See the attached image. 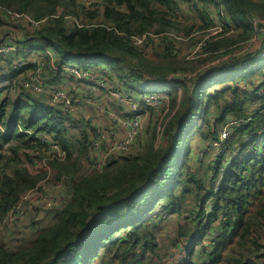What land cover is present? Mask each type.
Listing matches in <instances>:
<instances>
[{"label": "trees", "instance_id": "16d2710c", "mask_svg": "<svg viewBox=\"0 0 264 264\" xmlns=\"http://www.w3.org/2000/svg\"><path fill=\"white\" fill-rule=\"evenodd\" d=\"M203 1L204 8L193 0H104L91 8L78 0H0V30L9 24L8 11L46 19L35 39L54 50L56 64L102 66L137 92L161 87L151 85L154 79L198 72L162 85L171 99L164 144L156 146L153 122L134 145L138 152L112 154L103 171L90 169L92 120L75 119L53 105L49 93L26 89L34 63L0 76V219L47 177V171L29 168L33 159L46 157L45 144L30 131L50 135L67 152L65 160L47 159L62 183L63 202L49 209L54 220L33 221L31 234L16 224L23 236L10 245L0 233V264H220L228 247L247 249L238 262L252 261L261 250L264 244L254 235L264 220V154L258 152L264 149V51L224 58L263 35L252 18L264 19V0H221L236 31L210 38L200 56L188 60L177 44L197 43L212 25L207 6L213 1ZM185 3L201 21L178 18ZM145 33L159 39L155 58L148 49L155 38L146 46L131 39ZM260 74L252 88L248 78ZM241 80H247L244 88ZM232 119L247 122L234 126L215 159L195 155L192 162V139L208 146L220 142ZM172 221L175 233L164 248L158 234ZM179 241L181 256L172 263L169 247Z\"/></svg>", "mask_w": 264, "mask_h": 264}, {"label": "built area", "instance_id": "2783aa9c", "mask_svg": "<svg viewBox=\"0 0 264 264\" xmlns=\"http://www.w3.org/2000/svg\"><path fill=\"white\" fill-rule=\"evenodd\" d=\"M84 5L95 8L103 5L104 0H78ZM200 8L205 7L203 0H193ZM213 2L207 6L209 18L212 22L211 27L207 30V34L203 35L199 41L191 45L190 50L183 56L188 59H196L206 46L208 40L214 36L216 40L219 36L224 34L234 33L236 29L230 24L226 6L221 0H212ZM186 4V3H185ZM184 4V5H185ZM6 18L12 23H26L29 27L37 30L35 34L40 31L46 24L45 20L36 21L26 13L17 11H8ZM68 19L75 21L82 26L81 22L76 17L67 16ZM253 24L259 32L251 39L242 49L235 53L226 56L224 59L232 58L237 55V52L249 49H262L264 51V19L260 17H253ZM10 31H4V35ZM155 38V35L150 33L132 35L131 39L135 45L146 46L150 38ZM0 38V76H5L13 71H18L24 68L26 64L32 62L29 59V54L35 53L33 60L34 68L28 73L24 82L26 89L33 94L41 95L43 93L50 94V102L62 109L68 110L76 119L90 118L91 110L100 115L99 120L93 121L92 127L95 131L92 137V150L95 157L90 169L92 171H103L108 158L118 152H125L131 150L133 145L138 140L139 136L146 130L144 126L147 118H154L157 126V141L156 146L164 144V128L167 123L168 114L170 112L171 99L167 91L162 92H143L133 91L125 88L118 81L112 79L109 71L103 67L87 68L76 63L56 64L49 46L39 43L36 39L29 43H25L24 39H19V36L12 35ZM259 42L261 44H259ZM38 44V45H36ZM222 52V50H220ZM18 53H28L22 56ZM222 59H217L211 64L220 63ZM209 68V64L204 65L202 71ZM49 70L56 73H64L65 78L60 84L53 87L46 81V75ZM198 72L190 73H173L167 75L165 79H154L151 81L152 86L168 85L175 79L186 78L190 80ZM111 76V77H110ZM73 79V80H70ZM74 81H79L83 84H90L102 89L108 98L118 105L116 110L107 100L97 92H86L83 97L76 96L73 92ZM180 95V94H179ZM90 109V111H89ZM264 113V110L261 111ZM91 119V118H90ZM247 119H232L230 120L220 132V142L211 143L208 148L203 149L199 154V159H215L220 154V143L227 139L237 124H245ZM31 135L36 136L45 144L46 157L40 161L33 159V164L38 167V170L43 169L47 171V177L42 180L34 189L28 191L9 212L0 219V228L8 229L13 227L21 219L25 217L26 210L24 207V200L43 202L48 208L53 207L63 202L62 185H58V191L55 195L51 193L52 186L43 184L49 178L52 168L47 162V159L65 160L67 157L66 150L50 135L43 133H34L30 131ZM231 160H227L223 165L221 174H223L228 167ZM37 170V171H38ZM253 264H264V246L261 250L252 257Z\"/></svg>", "mask_w": 264, "mask_h": 264}, {"label": "rangeland", "instance_id": "374dc122", "mask_svg": "<svg viewBox=\"0 0 264 264\" xmlns=\"http://www.w3.org/2000/svg\"><path fill=\"white\" fill-rule=\"evenodd\" d=\"M61 10H62V8H61ZM178 18L180 20H185L186 19L185 22H191V23L195 22V21L198 22L200 20V19H198L197 14H195L192 10L187 8L186 4L183 6L182 10L179 12ZM4 31H10V32H7L4 35ZM36 31L37 30H35V28L30 27V26L28 27L26 25V23H20L19 22V23H15V24L14 23L10 24V22H9L8 25L4 26L0 30V38L8 37L7 39H9V36L17 35V36H19V39H24L23 41L25 43H29L31 41H35L34 39L36 37V34H35ZM207 33L208 32H205V33L199 34V35L203 36V35H205ZM28 36H29V38H26ZM153 40H154V42L151 44V47L148 45V49H149L150 55L154 54V58H155V53H154L155 49H152V47L153 48H158L159 47V39L155 38ZM259 44H261V43L259 42ZM36 45H38V44H36ZM177 45H178V50L180 51L179 52V56L180 57L183 56L185 53H187L188 50H190V47H191V44H189L188 41H184V42L181 41ZM49 50L52 53L53 57L56 59V54H55L54 50H52L51 48H49ZM241 53H242V51H239V52H237V55H240ZM35 56H36L35 53L29 54V59L33 60L35 58ZM71 63L78 64L77 62H71ZM81 66H84V65L82 64ZM51 73L48 74L46 79L53 78V75ZM188 73L192 74L194 72H188ZM261 77H262V75L261 76H252V77L248 78V80L252 79V82H253L252 88L255 87L256 84L260 83ZM65 78H67V77H65ZM70 80H73V79H70ZM245 82H247V80H241L240 81V85L243 86L242 88H244L246 86ZM79 86L82 87L81 88L82 91L89 92L85 88V86H83V85H79ZM89 87H93L91 89H94L96 86L90 85ZM248 88H251V86L249 85ZM167 90H168V88L165 87V86H161V87L148 86V87H146L145 92L146 93L147 92H162V91H167ZM211 91H213V89H211ZM78 96L79 97H83L84 96V92H80L78 94ZM106 99L108 101V104L112 105L111 101L108 98H106ZM253 107H254V105H253ZM89 111H90V109H89ZM92 113H94V112L92 111ZM153 122H154V118L149 117V118L146 119L144 126H146V128H147L150 124L153 125ZM192 141H193V146H192L193 161L192 162H195V155H198L203 149L208 148V146H207L208 142L207 143H203L201 141V139H199V137H194L192 139ZM135 144H137V143H135ZM134 145L131 148V150L129 149V150L125 151V152H118V153L125 154V153H130V151L133 152V150H134L133 153L138 152L140 150V145L138 144L136 147H134ZM258 152L260 154H262V155L264 154V149L262 148V146H260L258 148ZM29 168H30V170L35 171V172L38 170V167H36L34 164L29 165ZM83 173H84V171H83ZM47 175H48V173H47ZM43 184H48V185H51L53 187L52 190H51V193L53 195H55L56 191H58L57 186L58 185H62V183L60 181H56L55 180L53 170L51 171L49 178L46 179L43 182ZM23 204L27 207V215L25 214V217L23 219H21L16 224L17 225H22L23 228H21V229H23L24 233L31 234V224L33 223V221L34 222H38L41 225H46V224H48V223H50V222H52L54 220V215L56 213L53 210H49L51 208H48L43 202L31 201L30 199H28V200H24ZM261 219H263V218H261ZM16 224H15V226L10 227L8 229L0 228V233L3 235V239L9 245L14 240H16L18 237H22L23 236V234L21 232H19L20 230L18 229V226ZM172 225H173V221L165 223L164 226H163V230L158 234L159 237L163 240V247L164 248H166L170 244L171 237H173V235L175 233V229L172 228ZM254 236H255L256 239H259L261 241V246H262L264 244V220H263V225H261V227H259V228H257L255 230V235ZM182 248H183V242L182 241H179V245L178 246L174 245L173 248L169 247V249L171 250V253L173 252L174 254L175 253H179L178 250H181ZM243 252H247V249L244 248V247H240V246H236V248L234 246L232 248L228 247L226 249V251H225L224 258L222 259V261H220V264H253V261H250V262H245V261L238 262V258L241 257ZM257 252L253 253V255L255 256L257 254ZM174 254H173V257L169 256L167 258L172 263L176 261L174 259L175 257L179 258L181 256L180 253L179 254H175V255Z\"/></svg>", "mask_w": 264, "mask_h": 264}, {"label": "crops", "instance_id": "0c3cea01", "mask_svg": "<svg viewBox=\"0 0 264 264\" xmlns=\"http://www.w3.org/2000/svg\"><path fill=\"white\" fill-rule=\"evenodd\" d=\"M26 38H29V36L28 37H26ZM37 40V39H36ZM38 41V40H37ZM19 55H22V53H18ZM34 60V59H33ZM33 60H32V63H34L33 62ZM102 67V66H101ZM52 71H49L48 73H47V75H46V78H47V76H48V74L49 73H51ZM52 75H53V78H50V79H46V81L48 82V84L49 85H51V86H53V87H55V86H57L58 84H60L64 79H65V74L64 73H56V72H52L51 73ZM50 80V81H49ZM73 84H74V88H73V92H74V94L76 95V96H78V94L80 93V92H84V93H86L85 91H82L81 90V86H79V85H83V86H85V88L89 91V92H97L98 94H100V95H102L105 99L106 98H108V96L106 95V93L102 90V89H99L98 87H95L94 89H91V88H93V87H89L90 86V84H83V83H80L79 81H74L73 82ZM93 86V85H92ZM109 99V98H108ZM107 100V99H106ZM110 100V99H109ZM111 101V100H110ZM108 102V101H107ZM111 103H112V106L116 109V110H118L119 109V107H118V105L117 104H115L114 102H112L111 101ZM94 112V111H93ZM91 113H92V111H91ZM99 116L100 115H98V114H96L95 112L94 113H92L91 114V116H90V120H92L93 119V121H97V120H99Z\"/></svg>", "mask_w": 264, "mask_h": 264}]
</instances>
